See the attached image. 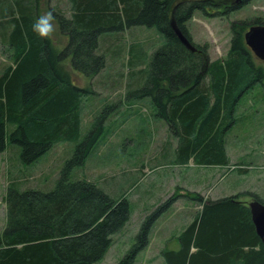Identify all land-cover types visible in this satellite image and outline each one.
Here are the masks:
<instances>
[{
  "label": "trees",
  "instance_id": "1",
  "mask_svg": "<svg viewBox=\"0 0 264 264\" xmlns=\"http://www.w3.org/2000/svg\"><path fill=\"white\" fill-rule=\"evenodd\" d=\"M65 1L52 6L56 31L44 39L32 31L41 15L40 0H0V37L13 49L11 62L0 69V152L11 142L26 165L56 142L76 144L51 189L20 188L14 180L8 184L0 264H96L129 221L131 203L125 194L114 197L88 179L72 178V170L102 137L105 118L102 107L84 125L89 88L74 80L72 71L89 78L97 74L106 63L101 43L107 36L133 26L156 28L162 44L151 54L142 44H129V74L139 75L142 84L134 91L127 87L126 97L150 101L154 115L176 137L180 164H228L224 134L236 122L237 105L257 82L264 87V73L242 31L264 24V16L231 23L225 60L209 61L206 44L192 42L197 50H189L170 25L173 18L191 39L187 21L194 10L215 15L220 8L219 14H227L251 0ZM189 198L200 207L175 236L178 246L162 252L165 264H264V245L244 201L234 195L204 199L196 192ZM174 200L176 195H170L143 217L118 264L134 263L156 219Z\"/></svg>",
  "mask_w": 264,
  "mask_h": 264
},
{
  "label": "rangeland",
  "instance_id": "2",
  "mask_svg": "<svg viewBox=\"0 0 264 264\" xmlns=\"http://www.w3.org/2000/svg\"><path fill=\"white\" fill-rule=\"evenodd\" d=\"M59 1L66 4L65 0H40V13L51 11ZM214 10L215 15L194 10L187 21L191 39L207 45L209 61L225 60L232 36L231 23L264 16V0H251L227 14H219L220 8ZM248 27H243V34ZM132 42L142 44L148 55L162 44L155 27H127L119 33L113 32L101 43L106 63L97 74L89 78L72 71L73 79L89 88L82 108L84 125L102 107L105 114L102 137L83 164L72 170V178L88 179L114 197L125 194L131 203L129 221L113 235L110 246L96 264H118L134 243L143 217L170 195H176V200L156 219L148 244L136 254L133 264H165L162 252L178 246L175 236L192 221L200 207L196 200L189 198L193 192L204 199L234 195L246 205L253 199L249 193L264 199L263 84L257 82L240 99L236 122L224 134L228 164L198 165L192 160L180 164L174 153L176 137L166 122L154 115L150 101L126 97L127 87L134 91L142 84L139 75L129 74L128 49ZM12 52L0 37V69L11 62ZM254 60L264 73V60L257 57ZM75 145L56 142L38 161L25 165L20 161V148L11 142L6 144L0 152V229L6 220L4 196L8 184L14 180L20 188L51 189Z\"/></svg>",
  "mask_w": 264,
  "mask_h": 264
},
{
  "label": "water",
  "instance_id": "3",
  "mask_svg": "<svg viewBox=\"0 0 264 264\" xmlns=\"http://www.w3.org/2000/svg\"><path fill=\"white\" fill-rule=\"evenodd\" d=\"M170 25L177 38L183 43V45H185V47L191 51L197 50V47L184 34L173 18L170 19ZM244 41L257 57L264 59V24H254L249 26L244 33ZM247 206L250 210L255 231L264 245V203L254 198L247 203Z\"/></svg>",
  "mask_w": 264,
  "mask_h": 264
},
{
  "label": "clouds",
  "instance_id": "4",
  "mask_svg": "<svg viewBox=\"0 0 264 264\" xmlns=\"http://www.w3.org/2000/svg\"><path fill=\"white\" fill-rule=\"evenodd\" d=\"M55 17L51 11L41 14L33 23L32 31L40 38H51L56 31Z\"/></svg>",
  "mask_w": 264,
  "mask_h": 264
}]
</instances>
